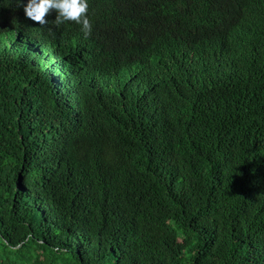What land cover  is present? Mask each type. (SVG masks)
Segmentation results:
<instances>
[{
	"label": "trees",
	"instance_id": "trees-1",
	"mask_svg": "<svg viewBox=\"0 0 264 264\" xmlns=\"http://www.w3.org/2000/svg\"><path fill=\"white\" fill-rule=\"evenodd\" d=\"M56 16L0 0V264H264V0Z\"/></svg>",
	"mask_w": 264,
	"mask_h": 264
},
{
	"label": "clouds",
	"instance_id": "clouds-1",
	"mask_svg": "<svg viewBox=\"0 0 264 264\" xmlns=\"http://www.w3.org/2000/svg\"><path fill=\"white\" fill-rule=\"evenodd\" d=\"M17 7H23L26 18L39 25H47L49 22L46 16L54 10L57 16L52 25L55 27L73 22L81 25L85 39L92 33V23L88 16L89 0H28L26 5L23 0H17Z\"/></svg>",
	"mask_w": 264,
	"mask_h": 264
}]
</instances>
